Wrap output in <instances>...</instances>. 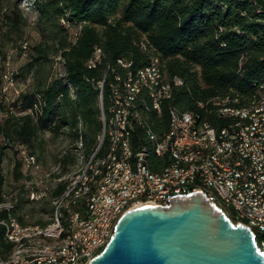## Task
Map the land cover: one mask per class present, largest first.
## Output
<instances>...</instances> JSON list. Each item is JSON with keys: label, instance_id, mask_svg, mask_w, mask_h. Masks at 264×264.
Here are the masks:
<instances>
[{"label": "bare ground", "instance_id": "6f19581e", "mask_svg": "<svg viewBox=\"0 0 264 264\" xmlns=\"http://www.w3.org/2000/svg\"><path fill=\"white\" fill-rule=\"evenodd\" d=\"M253 5L264 15L263 4ZM136 44L145 55L141 64L133 69L132 60L120 57L117 66L106 64L103 69L97 83L102 102L97 145L82 156L74 174L54 186L49 220H19L17 196L1 193L0 224L13 249L0 256V264H88L109 241L120 217L138 204L148 181L158 187H171L172 182L197 184L234 224L251 229L264 253V168L259 175L260 160L241 149V167L249 166L245 179L254 183L252 193L259 198L255 201L248 189H241L235 168L222 162L229 132L246 131L248 140L264 141V83H259L257 96L255 92L236 98L235 88L230 87L196 99L194 109H181L173 102L175 91L181 87L190 91V86L179 75L168 73L150 38L143 36ZM103 56L102 48L96 47L88 67L101 64ZM153 79L163 87L155 90L159 103L154 100ZM189 117L191 136L186 137ZM16 149L23 166L39 168L38 158L24 144L16 143ZM46 180L36 181L28 190L30 200L31 194H37V200L46 195ZM60 183L63 188L54 192ZM169 195H178V188H169Z\"/></svg>", "mask_w": 264, "mask_h": 264}, {"label": "trees", "instance_id": "16d2710c", "mask_svg": "<svg viewBox=\"0 0 264 264\" xmlns=\"http://www.w3.org/2000/svg\"><path fill=\"white\" fill-rule=\"evenodd\" d=\"M33 4L42 39L33 45L26 69L53 55L62 59L64 74L37 95L23 94L24 107L30 111L20 116L2 115L5 105L0 102V134L33 153L41 144L40 131L56 133L65 128L75 141L81 140L85 154L96 147L102 127L96 80L106 64L117 66L120 57L141 64L145 55L136 42L143 36L161 52L168 73L179 75L190 86V91L184 87L175 91L173 102L181 109H194L196 99L230 87L251 96L264 83V15L251 0H33ZM8 18L10 27L20 30L22 14L14 9ZM27 44L21 47L25 50ZM96 47L102 48L103 61L89 68ZM107 104L104 92L105 110ZM6 147L0 142V184ZM20 165L16 160V178L23 177ZM58 186L54 192L64 185ZM22 207L17 201V217L26 222L19 212ZM12 249L0 224V256Z\"/></svg>", "mask_w": 264, "mask_h": 264}, {"label": "water", "instance_id": "95a60500", "mask_svg": "<svg viewBox=\"0 0 264 264\" xmlns=\"http://www.w3.org/2000/svg\"><path fill=\"white\" fill-rule=\"evenodd\" d=\"M88 264H264V253L248 226L195 191L128 210Z\"/></svg>", "mask_w": 264, "mask_h": 264}, {"label": "rangeland", "instance_id": "374dc122", "mask_svg": "<svg viewBox=\"0 0 264 264\" xmlns=\"http://www.w3.org/2000/svg\"><path fill=\"white\" fill-rule=\"evenodd\" d=\"M14 9L22 14L20 30L10 27L8 16H12ZM60 21L66 25L64 18L61 17ZM41 39L33 0H0V102L5 105L2 115L6 116L11 112L20 116L30 111L24 107L26 100L23 99V94L37 95L51 80L64 74L62 59L53 55L42 63L35 64L31 70L26 69V65L32 60L33 45ZM20 40L28 42L25 50L22 47L26 43L22 46ZM39 138L41 144L34 153L38 158L39 168L30 169L23 166L19 159L17 142L13 143L0 134V142L7 144L1 165L3 183L0 184V193L18 197V201L23 204L19 212L28 223L49 220L50 196L54 186L60 182L59 179L63 180L76 172L85 154L81 140L75 141L67 128L56 133L50 130L40 131ZM16 160L21 162L20 172L23 177L14 176ZM40 179H47L46 195L39 200H30L28 190L34 188L35 182Z\"/></svg>", "mask_w": 264, "mask_h": 264}, {"label": "built area", "instance_id": "2783aa9c", "mask_svg": "<svg viewBox=\"0 0 264 264\" xmlns=\"http://www.w3.org/2000/svg\"><path fill=\"white\" fill-rule=\"evenodd\" d=\"M252 3L253 4L261 3L264 5V0H252ZM25 43L26 42H24L23 44ZM156 50L158 49L156 48ZM133 69H134V65H133ZM101 79L102 77L98 78L96 82L100 83ZM152 85H153V96H154L155 103H159L160 97H155V90L158 88H163V87H158V79H153ZM121 95L122 94H119L120 98H121ZM256 96H257V92H256ZM234 97L236 98L248 97V91H243V90H240L239 88H235ZM190 118L191 117H189V121L186 122V130L184 131L186 137L191 136L190 135ZM248 133L249 132H246V131L245 132H235V131L229 132L228 148H226V155L222 156V162L227 164L228 167L230 168H235L236 172L238 173L239 180H242L241 189H248L251 192V198L257 201L259 199L258 196H255V194L252 193V185L254 183H251L250 181L245 179V169L249 168V166L241 167V159H242L241 149H248V151H252L254 155V160H260L259 175H261V168H264V141L263 139L261 141L248 140ZM28 161L29 160L26 158V162ZM261 176L264 177V175H261ZM37 185L38 184L36 183V186ZM169 188H178V195H186V194H189L195 191H201V188H199L197 184L196 185H182L181 182H172L171 187H158L157 185H152L151 181H148L147 187L144 190L143 196H141V198H138V204L134 205L133 207L147 204V200H154V204H160V203H163L164 200H169L173 196H177V195H169ZM31 195H33V200L38 199L37 194H31ZM206 196L211 202L209 195H206ZM82 234L84 233H81V236Z\"/></svg>", "mask_w": 264, "mask_h": 264}]
</instances>
